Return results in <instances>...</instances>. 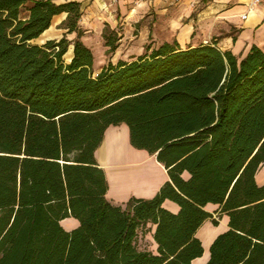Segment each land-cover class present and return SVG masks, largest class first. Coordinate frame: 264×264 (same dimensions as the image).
<instances>
[{
    "label": "trees",
    "instance_id": "trees-1",
    "mask_svg": "<svg viewBox=\"0 0 264 264\" xmlns=\"http://www.w3.org/2000/svg\"><path fill=\"white\" fill-rule=\"evenodd\" d=\"M62 14L78 35L70 63L66 36L31 44ZM81 18L79 0H0V264H193L208 205L230 218L208 264H264V47L239 59L216 44L149 45L95 76ZM104 38L114 53L119 32ZM123 124L170 181L119 206L96 152ZM148 225L156 252L138 247Z\"/></svg>",
    "mask_w": 264,
    "mask_h": 264
},
{
    "label": "crops",
    "instance_id": "crops-1",
    "mask_svg": "<svg viewBox=\"0 0 264 264\" xmlns=\"http://www.w3.org/2000/svg\"><path fill=\"white\" fill-rule=\"evenodd\" d=\"M82 3V18L80 28L84 32L81 41L101 61L95 76L99 75L109 64L132 62L144 55L149 45L160 47L165 43L177 42L181 48L198 47L216 44L223 52H232L239 59L245 58L254 46L264 47V0L254 4L256 0H79ZM248 15L244 19V15ZM68 15L56 16V28L52 27L42 36L45 43L61 40L63 37L71 42L69 52H74L76 33L68 34L62 29V24ZM119 32L120 41L114 53L109 54L110 48L104 38L105 30ZM73 58V56H72ZM71 58V60H72ZM100 168L106 173L109 183L108 200L114 205H125L132 198L150 200L155 198L162 187L170 181L167 170L161 165L156 156L147 151L138 150L131 144L130 129L127 125L112 126L105 133L104 141L96 152ZM152 161L156 165V177L136 183L129 188L127 179L134 178L140 163ZM189 179L188 173L184 174ZM123 181L124 184H123ZM257 184L264 186V167L256 176ZM163 207L178 214L180 207L167 200ZM206 210L213 215L198 230L196 237L201 240L205 253L193 264H208L211 259V247L215 240L227 232L230 218L220 216L219 206L208 205ZM214 220L219 225H214ZM62 226L68 232L80 226L79 221L66 219ZM152 227L151 239L153 249L157 244L153 234L156 226Z\"/></svg>",
    "mask_w": 264,
    "mask_h": 264
},
{
    "label": "rangeland",
    "instance_id": "rangeland-1",
    "mask_svg": "<svg viewBox=\"0 0 264 264\" xmlns=\"http://www.w3.org/2000/svg\"><path fill=\"white\" fill-rule=\"evenodd\" d=\"M56 26L57 25H56V21H55L54 24H53V31L52 32H54V30L56 28H59V27H56ZM44 38H45L44 36H41L39 39L33 41L31 44L32 45H40V46H42V45L45 44V40L43 42ZM72 56H73V52H68V54L65 56V60H66L67 63H70ZM95 58H96V66L94 67V70H97L98 67L100 66L101 61L99 59V55H96ZM70 220L77 221L74 218H70ZM151 231H152V227H148V226L146 228H143V229L140 230L139 238H138V247H139V249L156 252V250L153 249L154 245H153V241L151 239V233H150Z\"/></svg>",
    "mask_w": 264,
    "mask_h": 264
},
{
    "label": "bare ground",
    "instance_id": "bare-ground-1",
    "mask_svg": "<svg viewBox=\"0 0 264 264\" xmlns=\"http://www.w3.org/2000/svg\"><path fill=\"white\" fill-rule=\"evenodd\" d=\"M140 163L139 169L141 171H138L137 173H132L134 174V178L132 179H127L128 184H125L126 187L128 186L129 188L135 187L136 183H139L143 180H148V179H154L156 177V165L152 161H138ZM125 181H123L124 184Z\"/></svg>",
    "mask_w": 264,
    "mask_h": 264
},
{
    "label": "built area",
    "instance_id": "built-area-1",
    "mask_svg": "<svg viewBox=\"0 0 264 264\" xmlns=\"http://www.w3.org/2000/svg\"><path fill=\"white\" fill-rule=\"evenodd\" d=\"M259 2H260V0H256V1L254 2V4H257V3H259ZM243 17H244V19H247V18H248V15L246 14V15H244Z\"/></svg>",
    "mask_w": 264,
    "mask_h": 264
},
{
    "label": "water",
    "instance_id": "water-1",
    "mask_svg": "<svg viewBox=\"0 0 264 264\" xmlns=\"http://www.w3.org/2000/svg\"><path fill=\"white\" fill-rule=\"evenodd\" d=\"M46 44V43H45Z\"/></svg>",
    "mask_w": 264,
    "mask_h": 264
}]
</instances>
